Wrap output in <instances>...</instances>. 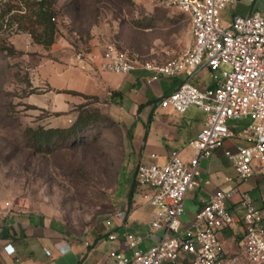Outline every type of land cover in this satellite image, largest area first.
Segmentation results:
<instances>
[{
    "label": "crops",
    "instance_id": "0c3cea01",
    "mask_svg": "<svg viewBox=\"0 0 264 264\" xmlns=\"http://www.w3.org/2000/svg\"><path fill=\"white\" fill-rule=\"evenodd\" d=\"M151 6L148 15L139 16L141 20L137 25L150 35L153 44L147 52L141 51L139 43L135 49L138 56L165 63L193 44L191 22L188 15L177 8L162 4ZM262 8L264 0H236L223 11L222 21L228 24L234 15H248ZM104 47L101 39L92 38L86 69L43 60L39 72L47 88L40 107L52 111L50 114L55 119L51 126H69L78 116L76 107L85 102L86 97L98 95L109 99L117 125L122 130V164L128 156L132 162L125 187L121 190L120 203L108 218L95 224L87 233L77 235L70 233L60 218L43 209L0 201V264H105L113 250L133 257V250L125 242L126 231L144 235L140 244L142 249L156 244L164 233L162 229L152 230L150 227L155 209L145 196L147 189L136 180L137 167L150 163L154 154L166 162L175 149L181 151L185 160L191 159L195 151L189 143L204 127L206 114L195 106L183 114L159 106L162 97L179 87L184 74L152 79V72L144 68L129 73L102 71L99 63ZM194 81L203 88L215 85L212 72L206 65L197 70ZM114 90L121 91V94L112 95ZM245 124L246 121H233L231 127L241 131ZM245 144L249 141L236 133L212 156L201 161L200 185L185 199L184 225L194 221L196 212L215 188L229 190L239 186L248 191L257 206L264 208V177L256 174L247 182L238 181L235 167L226 155L227 150L235 151ZM228 204L236 216V223L224 229L221 238L227 253L241 254L244 209L238 195ZM119 212L124 213L123 218L117 216ZM108 219H112L111 224ZM110 234H115L116 238L111 239ZM7 245L14 248L13 253L8 252ZM190 262L191 256L185 254L177 262L164 261L163 264Z\"/></svg>",
    "mask_w": 264,
    "mask_h": 264
},
{
    "label": "built area",
    "instance_id": "2783aa9c",
    "mask_svg": "<svg viewBox=\"0 0 264 264\" xmlns=\"http://www.w3.org/2000/svg\"><path fill=\"white\" fill-rule=\"evenodd\" d=\"M235 1L159 0L189 16L194 36L193 44L168 62L133 58L112 43L104 49L99 63L102 71L129 73L144 68L152 72V79L184 74L179 87L162 97L159 106L178 114L195 106L206 114L204 127L189 143L195 151L191 159L185 160L175 149L166 162L154 154L150 163L137 167L136 180L147 189L145 196L155 209L150 227L164 231L161 239L142 249L144 235L126 231L125 242L133 257L113 250L105 264H163L177 262L185 254L191 256V264H264V208L239 186L215 188L192 223L184 225L182 220L186 196L200 185L201 161L236 133L249 141L226 151L238 181L247 182L256 174L264 177V8L234 15L224 24L222 13ZM77 64L86 69L89 61L78 56ZM202 65L212 72L214 86L203 88L195 83V73ZM239 120L246 121L245 127L235 131L231 123ZM236 195L244 209L241 254L227 253L221 238V232L236 223L228 204ZM117 216L123 218L124 213ZM107 222L111 224L112 219ZM6 248L14 252L11 245Z\"/></svg>",
    "mask_w": 264,
    "mask_h": 264
},
{
    "label": "rangeland",
    "instance_id": "374dc122",
    "mask_svg": "<svg viewBox=\"0 0 264 264\" xmlns=\"http://www.w3.org/2000/svg\"><path fill=\"white\" fill-rule=\"evenodd\" d=\"M26 1L35 0H0V201L43 209L60 218L70 233L83 235L116 211L132 162L128 156L122 164V130L109 99L98 95L76 107L78 115L91 112L95 118L85 131L84 148L69 149V143L51 154H36L23 147L27 126L55 119L50 109L40 107L47 87L39 66L49 59L80 68L77 57L88 60L94 36L105 47L112 43L133 58L147 60L138 56L135 45L147 52L153 43L137 24L140 15H148L151 5L160 2L53 0L58 31L46 47L14 19Z\"/></svg>",
    "mask_w": 264,
    "mask_h": 264
},
{
    "label": "trees",
    "instance_id": "16d2710c",
    "mask_svg": "<svg viewBox=\"0 0 264 264\" xmlns=\"http://www.w3.org/2000/svg\"><path fill=\"white\" fill-rule=\"evenodd\" d=\"M79 8L80 6L77 5L76 9ZM17 10L14 13V19L18 27L31 34L36 43L47 47L55 42L58 26L53 0L26 1L24 6ZM118 93L121 94V91H112V95ZM94 121L95 118L91 112L81 111L69 126H51L43 123L27 126L21 136L22 139L27 140L23 147L33 149L36 154H51L58 149H63L69 143V149L84 148L87 144L85 131L93 125ZM76 143L78 145H74ZM129 196L131 200L132 190Z\"/></svg>",
    "mask_w": 264,
    "mask_h": 264
}]
</instances>
